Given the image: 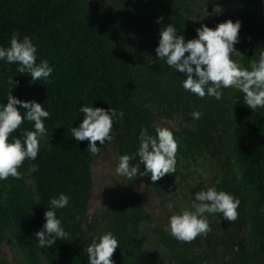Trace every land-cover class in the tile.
Instances as JSON below:
<instances>
[{"label": "trees", "instance_id": "1", "mask_svg": "<svg viewBox=\"0 0 264 264\" xmlns=\"http://www.w3.org/2000/svg\"><path fill=\"white\" fill-rule=\"evenodd\" d=\"M212 2L0 0V46H8L13 32L29 36L37 63L46 59L54 68L47 81H33L16 64L0 62V103L7 102L6 81L13 76L18 82L13 96L34 100L50 113L37 159L24 161L19 179L0 181V264H88L85 247L107 231L119 242L114 264H264V109L250 110L243 94L231 88L222 89L220 101L196 97L181 87L185 74L155 54L160 30L168 24L186 40L196 38L201 25L193 20H200ZM221 2L218 17L202 25L239 20L235 48L242 56L235 60L251 70L250 62L264 51V9H258L259 0ZM81 105L117 112L113 139L96 155L87 150V140L71 135V127L83 119ZM192 111L201 117L194 120ZM21 127L32 130V122ZM157 127L169 128L177 140L175 173L155 182L150 174L121 176L123 196L91 214L96 159L112 152L118 164L120 155L137 151L141 129L155 136ZM33 163L38 170H31ZM139 163L138 156L130 161ZM144 170L141 163L139 172ZM210 186L239 200L237 219L209 217L211 231L191 242L174 239L146 204L155 190L161 205L172 201L178 214L191 207L196 192ZM61 192L70 201L56 212L69 235L41 248L34 234L45 222L50 198Z\"/></svg>", "mask_w": 264, "mask_h": 264}, {"label": "clouds", "instance_id": "2", "mask_svg": "<svg viewBox=\"0 0 264 264\" xmlns=\"http://www.w3.org/2000/svg\"><path fill=\"white\" fill-rule=\"evenodd\" d=\"M214 11L220 13L217 6ZM163 17L156 21L160 23ZM241 22L231 19L218 23L215 28L201 25L196 29V38L186 40L182 34H177V28L168 24L160 30V39L155 49L159 60H163L176 72L184 73L181 87L198 98L212 97L220 101L222 89L231 88L243 94V103L250 110L264 109V51L258 60L250 62V69L239 65L235 58L242 56L235 45L240 42L239 32ZM37 48L29 36L20 38L18 32H13L7 47L0 46V62L6 65L16 64L17 71L27 73L33 81H47L54 71L46 59L37 63ZM187 54V55H186ZM8 90L6 103H0V181L9 177L19 179L18 169L25 160L35 161L38 157L40 141L46 136L45 120L50 113L36 101H22L13 96L11 90L17 86L13 76L6 81ZM26 109V111H21ZM79 112L83 119L78 127H71V135L76 141L89 142L88 151L93 155L100 152L106 143L113 139V123L117 112L113 108L107 110L100 107L81 105ZM194 120L202 113L192 111ZM32 122V130L22 128L25 122ZM19 130V136L12 135ZM139 147L132 154L119 156L115 172L128 179L149 176L151 181L160 180L165 174L175 173L176 153L178 143L172 130L167 127H157L155 136L149 135L146 129H141ZM97 141L100 147L97 146ZM139 157V164H130ZM144 165V171L139 172V165ZM31 170H38V165L31 164ZM70 197L61 192L49 200V207L44 213V224L35 232L39 247H52L57 241L66 240L69 233L65 230L62 220L57 216V209L69 205ZM239 200L231 193L217 190L215 186L207 187L194 194L190 208H183L178 214L168 218L167 231L176 240L191 242L202 234L211 231L209 217L215 218L221 214L223 220L233 222L237 219ZM169 209L174 207L172 201H166ZM79 220V217H76ZM155 227V224L152 225ZM119 246L116 236L107 231L99 238H93L85 247L88 264H114L113 253Z\"/></svg>", "mask_w": 264, "mask_h": 264}, {"label": "rangeland", "instance_id": "3", "mask_svg": "<svg viewBox=\"0 0 264 264\" xmlns=\"http://www.w3.org/2000/svg\"><path fill=\"white\" fill-rule=\"evenodd\" d=\"M221 0H214L210 4L209 7H206L202 11V17H200V20H193L194 22H197L199 25H202L203 22L210 24L214 19L218 17V13L214 11L215 7L219 6L222 7ZM259 6L258 9L263 10L264 9V0H259ZM207 16V21H202L203 17ZM227 20H224L221 18L218 22H216V25L218 23L225 22ZM213 28H215V26ZM167 125L169 126H175L172 122H167ZM116 158L115 155L110 153H105L102 156L98 157L96 159V163L93 167V180H94V188H93V200L91 202L90 206V213H94L97 211V209L102 208V203L109 202L111 200L116 199L117 197L123 196V182L121 175H118L115 172L116 168ZM144 188V183L141 184L140 191L142 192ZM151 197L152 201L148 200L146 202L147 206H149V210L151 211L152 216L154 217L155 221H160L161 224L168 225V218L171 215L177 214L172 209H169L167 207H164L161 205V197L158 195V193L153 190L151 191ZM4 251L7 253V256L10 257V253L6 247H4Z\"/></svg>", "mask_w": 264, "mask_h": 264}]
</instances>
